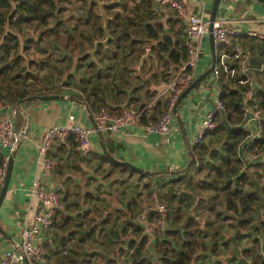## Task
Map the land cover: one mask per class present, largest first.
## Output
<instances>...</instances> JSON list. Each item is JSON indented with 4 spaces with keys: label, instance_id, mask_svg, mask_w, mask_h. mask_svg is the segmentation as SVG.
Wrapping results in <instances>:
<instances>
[{
    "label": "trees",
    "instance_id": "1",
    "mask_svg": "<svg viewBox=\"0 0 264 264\" xmlns=\"http://www.w3.org/2000/svg\"><path fill=\"white\" fill-rule=\"evenodd\" d=\"M78 1L81 3L78 15L73 12L67 14L71 5ZM97 1L0 0L1 105L17 106L19 101L34 95L66 94L74 101L84 104L92 115L102 107L120 113L125 107L122 105L116 107L111 104V100L119 97L113 101H121V95H118L115 89L123 88L125 86L123 82L130 83L131 79L127 74L126 67L119 69L117 67L119 64L125 65L127 58L133 57L134 61L139 60L141 67L142 59L148 53V49L153 58L158 60L165 70L169 71L171 66H180L185 62L187 38L183 33V26L181 25L179 29L172 27V30L167 31L166 25L156 19V12L151 0ZM99 1L104 2L103 8L100 7ZM75 19L77 22L73 23ZM178 23H180L179 20L176 21V24ZM29 31L37 33V38L33 34H29ZM49 38L56 45L65 38L67 41L65 52L75 51L79 47H82L81 49L86 52L85 57L88 56L86 59L83 58L84 56L79 60L72 59L77 63L78 71L82 72L81 77L73 72H66L65 75L66 78L76 80L75 87H71L68 82L59 85L56 82L57 78L56 84H54L51 76H41L30 69L36 63V60L29 56L32 45L35 44L38 48L45 50L41 44ZM71 42H73L72 45ZM260 42L264 46V41ZM89 44L93 45L92 49L88 48ZM55 49L62 52V48L59 46H56ZM59 57H64V55ZM97 61H100L104 67L99 66ZM64 62L69 63L66 60ZM143 62L144 65L146 60ZM43 63L46 62L43 61ZM38 65L43 67L41 64ZM168 74L162 75L167 81L171 79ZM255 75L258 78V88L249 83L241 84L239 80L245 76L229 78L222 73L219 81V99L224 102L226 108L217 114L216 128L210 131L200 143L190 146L191 157L185 168L170 174L162 172L155 176L157 178L154 177V180L170 186L171 190L179 182H183V186H186L182 188L183 193L180 195L177 192L173 193V197L176 196L174 200L182 204H178L181 209L180 212L177 209L175 215L172 211L168 212L167 209L169 214L166 217L174 226H169L165 217L168 228L158 231L163 234L164 238L153 236L156 231L148 229L146 231L147 227L134 222L136 217L138 219L142 209V203L139 201L142 194H137V199L135 198L127 205V211L135 216L125 219L127 222L121 229L118 228L120 225L118 227L109 225L110 223L116 225L117 220L123 215H128L125 210L117 208L119 211L116 216L105 214V222L110 228L106 229L102 225L101 230L97 227L85 235H78L73 230L67 237L74 238L78 235L81 242H94L98 245L87 249L76 242L70 248L68 255L60 256L57 264H80L83 257L85 258L84 264H95L96 258L101 259V264H104L105 257L99 251L114 256V259L110 260L108 264H117L116 257L122 258L127 253L131 264H154L145 256L149 243L151 247L154 244L156 246L159 264H195L204 258H201L204 255L198 254L200 250L209 251V255L216 256L218 246L229 245L231 240L227 238L225 232L226 221L235 231L238 227L242 229V233L238 236L239 244L245 238L264 233V217L258 221L251 217L259 202L255 193L254 179L260 183V192L264 195V160L253 157V159H249L251 157L247 156L251 153L257 156L258 153L264 152V120L260 122V136L253 140L246 139L250 135L251 129L245 128L242 123L245 104L255 103L264 107V69L256 70ZM138 89L135 86L133 94L129 95L127 106L142 109L154 98L155 93L147 89L146 94L142 97L141 93H137ZM250 92L252 93L251 97H246ZM27 103H22L24 110H26ZM164 110H166V102L158 101L154 109H146L143 112L141 123L144 125L149 123L153 119L155 111L162 112ZM25 123L26 117L18 110L17 129L22 132ZM102 135L105 148L101 153L95 154L100 158L101 164H108L112 171L129 172L130 175L138 173L114 156L120 145L105 138L104 134ZM207 138L209 139L206 142ZM213 142H217L218 145L212 147ZM64 144L73 154L79 153L76 150L77 138L75 135L69 136ZM48 155L51 157V150ZM5 159L4 154L0 153V165L6 161ZM204 170H207L206 178L210 181H203L206 178L194 179L190 175L191 171L199 174ZM179 172H182V175L171 177L173 173ZM143 177L150 176L140 173L139 179L141 180ZM2 187L3 183H0V190ZM188 189L189 191H187ZM201 189L207 190L208 195L201 196ZM199 195L200 198L193 209L194 213H188V210H185V216H188L183 222L185 224L176 225L175 222L183 216L181 214L183 204L186 207L191 205L194 197ZM240 216L246 217V219L241 220L240 225L237 226V217ZM147 217L149 222H153L160 218V214L156 209H153ZM63 219L67 220L68 218L63 217ZM94 222H96L94 216L88 218L89 224ZM250 226L253 228V232L246 231ZM129 227H132L134 232L141 237H126L122 242L114 243V239L120 238L121 233L126 236ZM97 231L99 232L98 237H96ZM150 237H153L151 242ZM253 238L257 243V249L261 243V237ZM84 252H86L85 255H83ZM256 252L251 247H247L243 254L252 256L253 262L250 264H264L262 251L259 249V252ZM231 261L244 264L237 257L231 258ZM217 263L223 264L220 261Z\"/></svg>",
    "mask_w": 264,
    "mask_h": 264
},
{
    "label": "crops",
    "instance_id": "2",
    "mask_svg": "<svg viewBox=\"0 0 264 264\" xmlns=\"http://www.w3.org/2000/svg\"><path fill=\"white\" fill-rule=\"evenodd\" d=\"M185 2L190 12L206 13V15L210 17L213 0H185ZM154 9L156 12V19L166 25L167 31L172 30V27L179 29L181 25L184 26L182 19L178 17L171 8L154 7ZM218 16L228 17L231 20L230 27L233 28V33L230 39L241 43L248 51L249 60L247 66L251 69L250 75L255 83V88H258V78L255 73L256 70L264 69V46L261 44V40L252 36L250 32L256 31L258 33H264V2L260 0H221ZM178 20L180 23L176 24ZM203 46L204 48L200 57L199 75L196 79L208 70L212 64L213 50L210 42V35L205 37ZM215 49L217 54L216 57L223 52L222 47L220 49ZM150 54L152 53L148 49V53L146 54L147 58L145 55L142 59L141 68L144 70L142 79L147 83L146 90L144 89L143 92L149 89L156 95L154 90L158 89L159 91L167 80L165 77L158 74V71L154 70V68L162 67V64L153 57L149 59ZM250 58H255L261 64V68L254 66L250 62ZM144 60H146V63L143 65ZM153 62L155 65H153ZM178 67L177 65L171 66L169 71H165V74L169 73L168 76L171 78ZM210 75L211 73L208 74L199 85L191 88L188 94L177 104L176 109L173 111V131L171 134L161 135L156 132L148 133L145 131L144 124L130 126L119 133H101L105 135V138L120 145L119 150L114 156L119 160L127 161L135 166L155 172L154 175L145 173L150 176L142 178L145 182L148 180L154 181V177L162 172H169L170 174L172 172H178L181 168H185L191 157L189 143L196 134L201 119L215 105L216 100L219 98L218 86L210 83ZM145 94L146 93H141L142 97H144ZM251 95L252 93L250 92L246 97H251ZM66 96L68 97L66 100H35L26 104L25 108L29 116L26 134L22 137L20 142V147L15 158L10 187L0 208V226L7 234L6 236L0 232V259L6 250L13 249L19 245L21 228L24 222L29 221L38 211L37 202L35 198L31 196L33 183L37 179H41L42 183L47 187H53L59 182L64 184L67 206L65 212L57 213V224L55 223L53 233L60 241L70 240L71 246L76 242H79L80 245L87 249L98 245L94 242H81L78 235L88 234L97 227L101 230L102 225L106 229L112 227L111 225L113 223H110V227H107L105 214L116 216L117 208L125 210L126 214H128L117 220L116 224L120 225V227H118L119 229L127 222L125 219H130L135 216L133 213L127 211V205L133 202L135 198L137 199L136 195L138 193H133L127 200H124L122 196L119 195L120 192L121 194L124 192L121 191V176H123L124 173L110 170V166L105 163L101 164L100 158L95 155L104 150L105 142L102 138L103 135L100 136V133L92 134V150L86 155L79 153H77V155L73 154L68 149L69 147L64 144L65 141L54 142L50 148L51 157L54 161L53 170L47 178L42 177L41 165L44 156L40 154L39 148L45 131L54 123L68 121L71 114L76 116L77 124H81L85 127L94 125L87 107L82 103L70 99V96ZM111 104L116 107L123 105L120 101L115 102L113 100H111ZM9 109V106L0 104V119L8 114ZM208 139L209 138H207L206 142ZM216 144L218 145L217 142H213L212 147ZM2 153L5 157L9 158L12 154V150L8 149ZM140 173L144 174L138 172L132 177H134V179H139ZM173 176L174 174H172L171 177L173 178ZM197 179L201 178L197 176ZM182 187L185 188L183 185ZM116 191L119 193L117 194ZM187 191H189V189ZM107 194H112L113 197L117 199V207L111 204V200L109 199L110 196H107ZM128 194H130L129 191ZM140 198L141 200L139 201L142 203L143 208L145 200H142V195ZM199 198L200 195L194 197L193 203L187 207L183 204L184 207L181 212L183 218L181 217L180 220L178 219V221L175 222L176 225L185 224L183 222L186 221L188 217L187 215L185 216V210H188V213H194L193 209ZM85 212L88 214H84ZM90 216H94L96 219V222L93 224L88 223V218ZM63 217H67L68 219L64 220ZM134 222H136V224L138 222L141 226L146 227V223L140 219V215L138 219L137 217L134 219ZM233 229L234 228L228 225V221H226L225 232L228 239H230L229 235L234 234ZM73 230H75V233L78 235L74 238L67 237ZM145 230L147 231V228H145ZM96 233V237H98L99 232L97 231ZM120 235V238H117L118 242H122L126 237H141V235L134 232L132 227L127 229L126 236L123 235V233ZM256 236L262 238L260 243L261 246L260 244L258 245V249L262 251L264 248V233L256 234ZM152 239L153 237H150V242ZM207 241L209 242V240ZM230 243L233 248L232 240ZM230 243L229 245L222 244L218 246L216 249V256L209 255V251L200 250L198 254L204 255L201 256V258H204L195 264H218L217 262H219V260L215 258L228 255L231 252L229 250ZM43 245L46 249V256L37 264H57L62 255L53 248V238L44 237ZM240 245L243 248L248 247V245L242 242H240ZM127 254H124V256L119 259L116 257L118 261L117 264H131V260ZM207 255L209 257H207ZM145 256L146 258H159L158 252L149 247L148 250H146ZM243 258L246 260L245 262L242 261L244 264L253 262L252 256H244L243 254ZM239 259L241 260V258ZM230 260L227 264L238 263L237 261L230 262ZM82 261L84 264V257L81 259L80 264Z\"/></svg>",
    "mask_w": 264,
    "mask_h": 264
},
{
    "label": "built area",
    "instance_id": "3",
    "mask_svg": "<svg viewBox=\"0 0 264 264\" xmlns=\"http://www.w3.org/2000/svg\"><path fill=\"white\" fill-rule=\"evenodd\" d=\"M154 7H169L183 21L184 33L187 38V58L172 74L171 79L156 93L144 108L127 106L120 113H115L106 107L100 108L94 114V125L85 127L76 123V116L71 114L68 121L54 123L44 133L39 152L44 156L41 165L43 178H47L54 167V161L49 157L48 152L56 141H65L69 136L75 135L77 138L76 150L79 154L86 155L92 150V134L94 133H119L124 129L142 124L143 112L146 109H154L158 101L166 102V110L156 112L153 119L144 125L148 133L156 132L161 135H169L173 128V111L176 109L178 100L186 92L199 75L200 57L204 48L203 42L210 34V17L206 13H192L188 10L185 0H151ZM231 20L228 17L217 16L213 25V35L215 37V48L222 47L223 52L217 56L216 65L213 68L209 81L218 86L221 74L226 77L240 78L241 84L254 85L250 75L251 69L247 66L249 53L239 42L230 39L233 28L230 27ZM255 38L264 41V33L251 31ZM8 114L0 119V153L5 150L15 149L22 140V132L17 129L16 118L17 106H9ZM225 104L218 98L215 105L201 119L197 132L190 141V146L200 143L203 138L217 126L216 116L225 110ZM242 123L245 128L251 129L250 135L246 138L251 140L260 136V122L264 120V107L258 104H245L243 107ZM243 147V146H242ZM246 147V146H245ZM256 159L264 160V152L247 155ZM0 165V183H3L6 175L9 158ZM66 189L64 184L59 182L53 187H47L41 179L33 183L31 196L38 205V211L29 221L24 222L20 243L13 249L6 250L0 259V264H37L46 256V249L43 245V238H53V248L61 255H68L72 247L71 241H60L54 235L56 216L59 212H65L67 202L65 201ZM156 211L160 218L157 221L149 222L146 214H142L140 219L146 223V227L151 231H164L167 227L166 215L167 204L156 197ZM262 238L260 239V242ZM261 246V244H260ZM148 247L151 248L150 243ZM263 258L264 252L262 250ZM26 259L29 263L26 262Z\"/></svg>",
    "mask_w": 264,
    "mask_h": 264
},
{
    "label": "rangeland",
    "instance_id": "4",
    "mask_svg": "<svg viewBox=\"0 0 264 264\" xmlns=\"http://www.w3.org/2000/svg\"><path fill=\"white\" fill-rule=\"evenodd\" d=\"M68 6H70V5H68ZM80 7H81V3L79 1L75 2L74 5H71L70 9L66 13L69 14V13L73 12L74 14L78 15V9ZM75 22H77V19H75L73 23H75ZM69 26H70V24H69ZM29 34H33V36L35 38H37V35H36L37 33H35L34 31H29ZM66 44H67V41L65 40V38L60 40L58 42V45H56L55 42H53L51 40V38L47 39V41H44L41 44V46L44 47L45 50H42L41 48H38L35 44H33L31 49L29 50V56L34 58V60H36V63L30 67L32 72L39 74L41 76H45V77L51 76L52 83H54V84H56V82H57L60 85L63 83L66 84L65 82H68L69 84H71V87H75L76 86L75 85L76 80L66 78L65 77L66 72H69V73L73 72V73H76L78 76L81 77L82 72L78 71L77 63L75 61H73L72 59L75 58V60H79L83 56H84L83 58L86 59L88 56L85 57L86 52L81 49L82 47H79L75 51L65 52L64 48H65ZM70 44L72 45L73 42H71ZM71 45H70V47H71ZM56 46L61 47L62 52L60 50L57 51L55 49ZM92 47H93L92 44L88 45L89 49H92ZM61 55H64V57H59ZM152 57H153L152 54H150L149 59H151ZM58 58H60V59H58ZM65 60L68 61L69 63L67 64V62H64ZM43 61L46 63H43ZM38 64H41L43 67L42 68L39 67ZM97 64H99V66H101L102 68L104 67V65H102L100 61H97ZM153 65H155L154 62H153ZM117 67L119 69L126 67V71H128L127 74L129 75V78L131 79L130 83H127L125 81L123 82V84L125 85L123 88H121V89L116 88L115 89V92L118 93V95L119 94L121 95L120 103L123 104L122 107L126 108L127 104L129 103V101H128L129 95L133 94V90L135 89V86H137L139 88L138 93L144 94L146 92L145 91L143 92V90L147 87V83L145 80L142 79V75L144 76V70H143V68L140 67L139 60L134 61L133 57H128L127 63L125 65L119 64ZM154 70L158 71V74H160V75L165 74V71H166L163 65H162V67L160 66L158 68H154ZM147 71H149V70H147ZM48 77H47V80L49 79ZM56 78H57V81H56ZM154 91L157 93L158 89L157 90L155 89ZM118 98L119 97H117L115 99H118ZM115 99H113V100H115ZM148 100H146V101H148ZM253 158L251 157L249 159H253ZM173 174H174L173 178H175V177H179L180 175H182V172L173 173ZM206 174H207V170H204L199 174L195 173V171L190 172V175L194 179H197V176L200 177L201 179L202 178L204 179L207 177ZM131 176H133V175H130L129 172L124 173L123 176H121V188H122L121 191H124V192H122L123 195L121 194V192L119 195L122 196V198L124 200H127L129 198V196L133 193L142 194V200H145V204L143 205V208L140 210V212H142L140 214V217L144 213L146 214V217H147L148 213L151 210L156 209V206H157L156 197L160 201L167 204L168 212L172 211L174 213V215H175V213H177V209H179V212H180L181 207H179L178 204H182V203L174 200L176 198V196L173 197V193L177 192V193H179V195H180V193H183L182 192L183 182H179V183L175 184L173 186L174 189L171 190L170 186L166 185L164 182H158L157 180H154V181L148 180L145 182L143 179H141V180L134 179V177H131ZM203 181H210V180H208V178H206ZM128 191L130 192V194H128ZM116 192H117V194L119 193L118 191H116ZM208 193L209 192L207 190H202V189L200 190V195H208ZM107 196H110L109 199L111 200V204H113L115 207H117L118 206L117 199L114 198L112 194H107ZM118 211L119 210H116V214ZM168 214L169 213H167V215ZM90 217H93V216H90ZM261 217H264V208H262ZM166 219H167V222L169 223L168 224L169 226L170 225L174 226V224H172V222L169 220L168 217H166ZM111 226H117L118 227V225L117 224L114 225V223ZM73 229H75V228H73ZM252 230H253V228H251V226H250V227H248V229L246 231H252ZM233 231H235V229H233ZM119 236H121V235H119ZM119 236H117V237H119ZM153 236H156L159 238H164L163 234L159 233V232L153 233ZM255 236L256 235H253L252 237H249V238H245L241 242L244 243L245 245H248L249 248L251 247L253 250H256L257 251L256 253H258L259 249L258 248L256 249L257 243L254 241V238H253ZM117 242H118V240H117V238H115L114 243H117ZM89 246H91V245H89ZM151 248H152V250L157 251L155 244L152 245ZM229 250L230 251L232 250V244L231 243L229 246ZM69 252H70V250H69ZM147 259L153 261L154 264H159V262H160L159 259H156L155 257H149ZM95 263L101 264L102 261H101V259L98 260V258H96Z\"/></svg>",
    "mask_w": 264,
    "mask_h": 264
},
{
    "label": "water",
    "instance_id": "5",
    "mask_svg": "<svg viewBox=\"0 0 264 264\" xmlns=\"http://www.w3.org/2000/svg\"><path fill=\"white\" fill-rule=\"evenodd\" d=\"M90 1L98 2L97 0H90ZM260 1L264 2V0H260ZM220 3H221V0H213L211 14H210V34L209 35H210L211 47L213 50L212 64H211L210 68H208V70H206L201 76H199L198 79H196L195 83L192 84L191 88L195 87V85L200 83L208 74H210L216 65V59H217L216 55L217 54H216V49H215V37L213 35L212 30H213L214 21L216 20V18L218 16ZM99 5L101 8H103L104 2L99 1ZM103 14L105 15L104 10H103ZM105 19L107 21V16L105 17ZM145 57H147V56H145ZM250 62L254 66H256L257 68H261V64L255 58H250ZM191 88L188 89L186 92H184L181 95V97L178 100V103L188 94V92L191 90ZM66 99H68V97L65 94H49V95H34V96L28 97L25 100L19 101L17 107L26 117V123H25L23 130H22V137H24L26 134L27 123H28V118H29L28 112L26 110H24L22 107V103L35 101V100L52 101V100H66ZM70 99H72V98H70ZM91 118L94 122V116L92 114H91ZM101 135L102 134L100 133V136ZM103 144H104V142H103ZM19 147H20V144L15 149L12 150V154L8 160L6 175H5L4 180H3V187L0 190V208H1V206L5 200V197L8 193L9 187H10V183H11V179H12V175H13V171H14L15 158H16V154L19 150ZM104 148H105V145H104ZM121 163L130 166L132 169H135L138 172L147 173V174H151V175L155 174V172H151L150 170L135 166L132 163L127 162V161H121ZM253 181L256 184L255 193L257 194V196L259 198V202L256 204L255 213L251 217L258 221L261 218V211H262V208L264 206V195H262L260 192V183L256 179H254ZM243 219H246V217H242V216L237 217V226L240 225V221ZM0 232H2L3 234H5L7 236L6 232L1 228V226H0ZM241 233H242V229L240 227H238L237 230L234 232V234L229 235V238L232 240V243H233V248H232L231 252L226 256L216 257L215 258L216 260L222 261L224 264H227L228 261L232 257L237 256V257L241 258V260L243 262L246 261L243 258V251L245 248H243L238 242V236ZM99 252L105 257V263L104 264H108L110 260L114 259L113 256H108L107 254H105L102 251H99ZM84 253H86V252H84ZM117 257H118V259L120 258L119 256H117ZM26 262L29 263V261L27 259H26ZM81 264H83V261L81 262Z\"/></svg>",
    "mask_w": 264,
    "mask_h": 264
}]
</instances>
